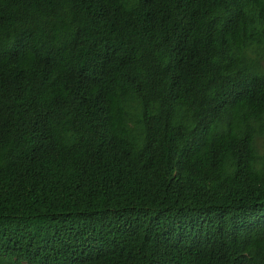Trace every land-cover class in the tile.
<instances>
[{"label": "trees", "instance_id": "trees-1", "mask_svg": "<svg viewBox=\"0 0 264 264\" xmlns=\"http://www.w3.org/2000/svg\"><path fill=\"white\" fill-rule=\"evenodd\" d=\"M0 264H264V0H0Z\"/></svg>", "mask_w": 264, "mask_h": 264}]
</instances>
